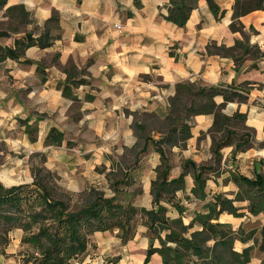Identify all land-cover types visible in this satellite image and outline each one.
<instances>
[{"label":"crops","instance_id":"0c3cea01","mask_svg":"<svg viewBox=\"0 0 264 264\" xmlns=\"http://www.w3.org/2000/svg\"><path fill=\"white\" fill-rule=\"evenodd\" d=\"M215 1L225 10L223 16L215 17L206 0H198L185 25L178 26L164 17L169 0H139L138 5L135 0H7L5 8L22 4L28 12L26 28L20 31L39 36L45 32L44 23L53 12L58 26L51 33L56 38L50 46H30L22 56L0 61V142L15 150L21 163H27L30 154L42 153L46 157L44 165L52 170L62 169L63 187L76 193L88 188L91 170L105 161V155L121 153L122 147L135 143L136 126H144L139 115L156 118L168 127L165 117L177 83H190L197 88L233 86L247 99L227 102L222 112L229 116L235 112L246 114L244 126L251 131L253 146L238 152L232 161L239 171L243 166L264 173V10L241 16L242 31H232L229 24L233 0ZM19 33L0 38V45L10 44ZM236 42L254 46L252 50L257 54L252 55L250 50L242 55L238 47L234 53L240 57L234 60L231 55L216 51ZM71 67L74 76L83 78L84 83L74 86L67 81V68ZM65 86L66 95L62 93ZM213 100L220 104L223 97L215 95ZM213 119L211 113L190 117L191 136L184 146L171 145V176L181 172L185 159L198 164L212 158L208 131ZM51 127L63 133L60 145L44 144ZM160 135L152 128L147 134L154 139ZM257 143L261 145L256 149ZM226 151L224 159L231 155L232 146ZM139 163L141 193L135 204L151 208V181L156 177L160 155L148 147ZM227 168L234 170L232 162ZM222 173L209 174L205 200L192 198L187 205H204L219 192L234 198L235 184L223 181L227 175ZM187 176L186 193L190 194L193 180ZM14 184L20 183L4 185ZM176 195L184 202L182 193ZM237 202L235 205L242 207L244 214L233 229L253 216L264 224L263 213L249 214L244 208L248 202L241 201L244 206ZM200 207L188 214V220L196 211H204V206ZM106 232L109 231L94 234ZM21 236V229L11 231L7 254L13 255L17 247L21 248ZM236 241L241 249L253 245L252 238ZM12 257L0 260L23 264L20 255ZM150 262L160 264L159 254H153ZM247 264H261V254L252 251Z\"/></svg>","mask_w":264,"mask_h":264},{"label":"trees","instance_id":"16d2710c","mask_svg":"<svg viewBox=\"0 0 264 264\" xmlns=\"http://www.w3.org/2000/svg\"><path fill=\"white\" fill-rule=\"evenodd\" d=\"M197 2L198 0H169L164 17L178 26H184ZM206 2L215 17L223 16L225 10L215 0ZM135 3L138 5L139 0H135ZM6 4L7 0H0V9L5 8ZM255 10H264V0H233L230 29L241 32L240 17ZM12 11L16 13L11 15V19L25 24L28 22V12L22 4L5 8L7 16ZM57 20L56 13L53 12L44 23L45 32L37 37L32 31H19L11 26L0 29V38H8L11 33L21 32L12 38L10 44L0 45V61L18 58L30 46H50L56 38L51 33L58 26ZM238 47L242 55L250 50L252 55L258 52L252 50L254 46L249 47L240 42L228 48L220 46L216 51L238 60L240 55L234 53ZM72 77H75L73 68H67V81L70 84L77 86L85 82L83 78ZM67 86L62 89L65 95ZM175 88V94L169 98V114L165 117L168 123L167 134L157 140L146 138L142 147V151H147L150 141L160 155L156 177L151 181V208L135 204L141 189L132 173L133 165L116 170L113 161L111 169L106 173L110 194L91 187L87 192H82L81 196L85 197H81L80 202L74 201L73 194L58 187L54 172L43 165L33 166V180L30 183L5 186L0 181V253L9 244L7 234L19 228L22 230L21 244L26 246L22 253L25 257L23 264H77L78 261L86 264L82 261L93 243L92 234L116 231L121 242L127 243L135 236L138 220H142L148 232V246L142 264H149L155 253L160 256V264H247L251 258L252 245L238 251L234 248V242L237 239L241 242L253 239L254 231L250 230L246 235L242 225L234 230L230 223L222 222L220 216L228 213L241 217L244 214L240 211L242 207L234 202L243 200L248 202L244 208L249 214H264L262 171L253 168L252 176H247L236 169V166L234 170L227 169L230 172L228 180L238 186L239 190H244L246 196L240 191L236 192L234 198H229L222 192L215 193L204 203V211H196L188 224L183 223L187 204L192 198L206 199L209 172L213 175L217 173L218 164L223 157L222 149L232 146L230 157L233 160L238 152L251 147V131L246 129L245 133L240 134L230 125L234 120L244 123L246 114L235 112L229 116L222 112L227 102H245L247 96L233 86L197 88L190 83L181 82ZM215 95H221L223 102L216 104L213 100ZM180 107L186 108L185 113L181 112L183 115L178 113ZM204 113L214 116L208 131L211 136L213 163L197 164L191 159H185L181 172L177 176H171L172 166L164 144H183L191 136L190 117ZM63 139V133L51 127L44 144L60 145ZM187 175L193 180L190 194L186 193ZM177 192L182 193L184 202L177 197ZM169 207L178 212L177 217L167 215ZM259 234L258 246L264 251V224L261 225ZM155 242H158L157 246ZM261 264H264V258Z\"/></svg>","mask_w":264,"mask_h":264},{"label":"rangeland","instance_id":"374dc122","mask_svg":"<svg viewBox=\"0 0 264 264\" xmlns=\"http://www.w3.org/2000/svg\"><path fill=\"white\" fill-rule=\"evenodd\" d=\"M15 13H16V11H12L10 13V15H8V16H10V19H9V17L5 13V9L4 8L0 9V29H7V28H9V26H11V27H15L16 29H18L20 31V30H24L26 28L25 23H21L20 21H18L16 19H11V15H14ZM178 111H179L178 113L180 115H183L182 113H185L186 108L180 107ZM141 116L143 118L144 126L143 127H137L135 125L136 126L135 133L137 135V139H136L135 143L131 146L122 147L121 153H119V151H115V152H112L111 154L105 155L104 156L105 161L101 162L99 164H96L93 167V169L91 170L92 177L90 176V179H89L90 181H92L91 184L88 186V188L83 189L80 192H76V193L69 192V191H67V189H65V187H63V182H65V179L63 177H61V175H63L62 169L59 170L56 168V169L52 170V169L47 168L44 165L45 160H46V157L44 155L39 154V152L30 154L29 158L27 159L28 162L27 163H25V162L21 163L16 159V155H18V154L15 152V150L11 149L8 145L6 146L4 142H0V181L5 185H8L10 183H30L33 180L32 167L43 165L47 169L54 172L55 182L58 185V187L64 191H67V192L73 194L74 201L80 202L82 200V198L85 197L84 195L81 196V194H83L82 192H87L91 187H94L97 190H101L104 193H106L107 195L110 194L111 188L109 186V181L106 177V173L109 172V170L111 169V163L114 161V168L116 170H118V169L122 170V169H124L125 166L126 167H128L130 165L134 166V168H133L134 171L132 173L137 178L138 188L140 187V189H141V182H139L140 178H138L140 175V173H139V167H140L139 160L143 156V152H147V151H142V147L144 146V144L146 142V138L157 140V139L165 136L168 132V127L166 126L165 123H161L158 121V119L156 120V118H152L151 116L139 115V117H141ZM243 124H244L243 122H240L238 120H234V121H232V123H230V125L235 129V131L240 133V134L246 132V127H244ZM151 128L157 129V131L161 133L160 137H158L157 139L148 137L147 134H149ZM172 141H174V140H172ZM181 145L184 146V142H183V144H180V146ZM260 145L261 144L257 143L254 148L257 149L260 147ZM147 146L150 149H154L153 144L150 141H149ZM252 146H253V143H252L251 147ZM164 148L166 149L167 156L170 160L173 157V152L171 151L170 143L164 144ZM226 150H227V147L222 149V153L227 152ZM213 159L214 158H213V154H212V158L205 163L206 164H212ZM180 161H182V159ZM231 162L234 165V168H235V166H236V169L239 168V167H237V164L235 162L233 163V161L231 160V157L228 154L227 158L224 159V157H222V159L220 160V162L218 164L219 166H218L217 173H215V175H218L221 172H223L222 174L227 175V177L225 179H222L225 182L229 181L228 176H230V172L227 170L228 169L227 166L229 164H231ZM25 164L27 165L28 170L25 168ZM176 164H177V161H176ZM181 165H182V163H181ZM157 167H158V165L155 167V171H156ZM24 170H27V172ZM240 171H242L244 173L246 172L248 175L252 176L251 169H249L248 167L242 166V169H240ZM5 172H7L9 176H7L5 174ZM209 174H212V172H209ZM186 179H189V177L187 176ZM234 187H235L236 192L240 191V193L243 196H246V193L244 192V190L243 191H242V189L239 190L238 186H236V185H234ZM230 193L233 194V191H230ZM179 194H181V192H179ZM234 197H235V195H234ZM243 201H245V200H243ZM237 203L242 204L245 202L238 201ZM200 205L203 206V204H200V202H198L195 205L188 206V207H190V209L187 207L189 210L187 211V209H186V211H185V214L183 217V223L184 224H188L190 221V220H188V217H187L188 214L191 213L193 211V209H195V208L201 209ZM241 206H244V205L242 204ZM167 215L170 217H177L178 212L173 207H169ZM227 215H228V213H224L220 217L222 222L232 221V222H228L231 224V226L238 225V223L240 221V219H239L240 217H234V219H233L232 215H230V214L228 216ZM241 225H242L243 230H244L246 235L248 234V232L250 230L254 231V237H253L252 241L253 242L256 241L257 243H254L252 245L253 248L251 250V253L253 251V253H256L257 255L261 254V261H262V259L264 258V251H261L259 249V246H258L259 236H260L259 229H260V225H261L260 219H257L253 216V217H251V219L245 220L244 222H242ZM238 228H239V226H235L234 230H237ZM1 231H2V228L0 227V232ZM10 234H11V232L7 234L8 238H9L8 243L10 242V239H11ZM91 239L93 240L92 241L93 243L89 246L87 255H85L83 257V261H82V262H86V264H141L142 259L145 256L146 248L148 246V232H147L146 227L144 226L142 220H138V226H137L135 236L133 237L132 240H129L127 243L121 242L120 238L116 234V231H114V232L109 231V232H106L103 234L96 233V234H94V236L91 237ZM155 245L157 246L158 242H155ZM12 247L13 246H11L10 249ZM24 247H26V246L21 244V248L17 247L15 249L16 252L14 253L15 255H20L19 260L21 263H24V260H25V257H23L21 255L23 253V251L25 250ZM234 248L235 249H241L239 247V244L237 241L234 242ZM254 248H256L255 252L253 250ZM18 249H20V251H18ZM13 255L7 254L4 251V252L0 253V259L7 258V257L9 258V256L12 257ZM12 258L14 259V257H12ZM2 261L0 260V264H5V263H2ZM15 261H16V258H15ZM94 262H96V263H94ZM77 264H81V263L78 261ZM149 264H153V262H150Z\"/></svg>","mask_w":264,"mask_h":264},{"label":"built area","instance_id":"2783aa9c","mask_svg":"<svg viewBox=\"0 0 264 264\" xmlns=\"http://www.w3.org/2000/svg\"><path fill=\"white\" fill-rule=\"evenodd\" d=\"M116 27H117L118 29H120V28H121V26H120V25H118V24L116 25Z\"/></svg>","mask_w":264,"mask_h":264}]
</instances>
